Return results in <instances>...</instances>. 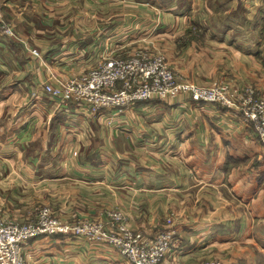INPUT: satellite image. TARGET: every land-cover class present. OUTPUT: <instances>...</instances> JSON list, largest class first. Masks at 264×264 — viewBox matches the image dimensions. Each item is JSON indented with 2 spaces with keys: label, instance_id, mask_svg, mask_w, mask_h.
Returning <instances> with one entry per match:
<instances>
[{
  "label": "crops",
  "instance_id": "obj_1",
  "mask_svg": "<svg viewBox=\"0 0 264 264\" xmlns=\"http://www.w3.org/2000/svg\"><path fill=\"white\" fill-rule=\"evenodd\" d=\"M204 3L217 0H0V218L120 210L148 236L172 231L163 264H264V151L237 113L183 98L93 113L43 91L145 50L180 82L221 78L264 96L263 52L226 21L218 29ZM22 247L25 264H129L73 235Z\"/></svg>",
  "mask_w": 264,
  "mask_h": 264
},
{
  "label": "built area",
  "instance_id": "obj_2",
  "mask_svg": "<svg viewBox=\"0 0 264 264\" xmlns=\"http://www.w3.org/2000/svg\"><path fill=\"white\" fill-rule=\"evenodd\" d=\"M3 32L10 35L11 29L6 27ZM31 53L38 55L35 49ZM178 79L163 54L142 50L125 58L105 57L96 67L71 79L63 90L45 84L43 91L55 100L85 103L93 113L108 108L121 112L138 102L182 98L211 103L237 113L251 127L264 151V96L248 86L232 87L221 78L206 86ZM105 217L107 221L84 218L70 223L60 220L49 207H42L34 220L0 218V264H25L22 246L31 239L54 235H73L86 243H106L129 264H163L172 231L163 229L148 236L132 228L120 210H108Z\"/></svg>",
  "mask_w": 264,
  "mask_h": 264
},
{
  "label": "rangeland",
  "instance_id": "obj_3",
  "mask_svg": "<svg viewBox=\"0 0 264 264\" xmlns=\"http://www.w3.org/2000/svg\"><path fill=\"white\" fill-rule=\"evenodd\" d=\"M196 1L197 0H180V8L186 9L188 5L198 7L195 5ZM204 1L209 2V0ZM262 1L264 2V0ZM248 3L249 2L246 0H217V3H204V6L206 5L209 7L211 5L212 19L218 29L220 28L223 30L225 26L222 25L226 21V25H230L229 27L231 29H234L235 26L238 31V33H236L235 31L226 29V33L231 32L233 35L241 38L245 43H257L258 48L264 54V6L262 11L256 13L248 8ZM261 5H263V3ZM199 12L201 13L202 11L200 10ZM254 21L257 23L253 24ZM1 81L5 83L6 77Z\"/></svg>",
  "mask_w": 264,
  "mask_h": 264
}]
</instances>
